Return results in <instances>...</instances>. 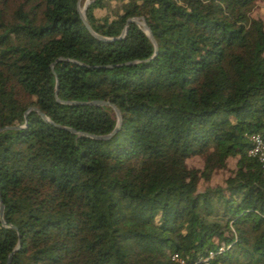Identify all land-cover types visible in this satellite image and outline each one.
Returning <instances> with one entry per match:
<instances>
[{
	"label": "trees",
	"instance_id": "obj_1",
	"mask_svg": "<svg viewBox=\"0 0 264 264\" xmlns=\"http://www.w3.org/2000/svg\"><path fill=\"white\" fill-rule=\"evenodd\" d=\"M255 1L0 0V264H264Z\"/></svg>",
	"mask_w": 264,
	"mask_h": 264
},
{
	"label": "water",
	"instance_id": "obj_2",
	"mask_svg": "<svg viewBox=\"0 0 264 264\" xmlns=\"http://www.w3.org/2000/svg\"><path fill=\"white\" fill-rule=\"evenodd\" d=\"M79 2L80 0H78L77 2V10H78V13H79V16L84 24V26L86 27V29L93 35L95 36L96 38L98 39H102V40H105V41H112V40H116V39H120L122 38L125 34H126V31H127V26L130 22H135L137 25L141 26V28L143 29V31L146 32L147 36L149 37V39L151 40V42L153 43L154 45V48H156V42L151 34V31L149 29V27L147 26V24L145 23V21L141 18H130L127 20L126 22V25L124 27V29L122 30L121 34L118 36V37H115V38H108V37H102L98 34H96L90 27L87 19H86V16H85V11H86V8L88 6V4L91 2L90 1H87L83 8H79ZM52 67V66H51ZM57 90H58V84L56 82V85H55V96L57 95ZM64 103H68V104H89V105H105V104H108L107 102L105 101H98V100H94V101H86V102H79V101H65ZM114 108V111H115V114H116V118H117V122H116V125L115 127L113 128V130L107 134V135H87V136H90L92 138H95V139H108L110 138L119 128L120 126V121H121V116H120V113L119 111L113 106ZM40 115L41 117L44 119V120H47L46 116L40 112ZM6 128V127H5ZM10 128H18V127H10ZM4 129V128H0V131ZM68 129L69 131L71 132H75V130L71 129V128H66ZM79 134H82V133H79ZM86 135V134H84ZM2 212H3V206L2 204L0 205V219L2 221V223L4 224V221L2 219ZM19 246L20 244L17 245V247L8 255V258H7V262L6 264H9L11 258H12V254L15 250H18L19 249Z\"/></svg>",
	"mask_w": 264,
	"mask_h": 264
},
{
	"label": "rangeland",
	"instance_id": "obj_3",
	"mask_svg": "<svg viewBox=\"0 0 264 264\" xmlns=\"http://www.w3.org/2000/svg\"><path fill=\"white\" fill-rule=\"evenodd\" d=\"M90 0H80L79 8H83L84 4ZM118 4L117 1L113 2L114 7ZM103 13V12H102ZM250 15L254 18L261 17L264 15V0H256L254 6L250 11ZM236 159L229 158L227 161V167L225 169H219L213 172L211 180L208 183L200 181L199 188L202 189L206 184L211 185H223L224 179L231 173L234 169ZM187 165L190 168L196 169L202 166V158L199 156H193L187 159Z\"/></svg>",
	"mask_w": 264,
	"mask_h": 264
},
{
	"label": "built area",
	"instance_id": "obj_4",
	"mask_svg": "<svg viewBox=\"0 0 264 264\" xmlns=\"http://www.w3.org/2000/svg\"><path fill=\"white\" fill-rule=\"evenodd\" d=\"M249 140L251 142V147L247 152L248 156L255 158L261 164V166L264 168V137L258 133H255L249 137ZM212 257H213V254L209 253L208 256L201 258L199 263L210 264L209 260ZM171 258H172V260H174L180 264H183L185 261L177 253H173ZM199 263H196V264H199Z\"/></svg>",
	"mask_w": 264,
	"mask_h": 264
}]
</instances>
